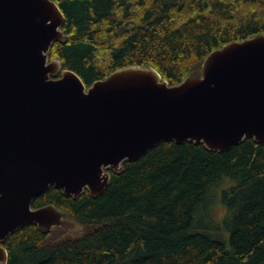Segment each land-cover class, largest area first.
Wrapping results in <instances>:
<instances>
[{"label": "trees", "instance_id": "trees-1", "mask_svg": "<svg viewBox=\"0 0 264 264\" xmlns=\"http://www.w3.org/2000/svg\"><path fill=\"white\" fill-rule=\"evenodd\" d=\"M54 1L68 40L49 59L87 87L131 65L177 85L212 50L264 33V0ZM123 166L97 197L55 186L35 197V208L53 203L86 230L22 226L3 242L8 264H264V142L213 151L162 141Z\"/></svg>", "mask_w": 264, "mask_h": 264}, {"label": "water", "instance_id": "water-1", "mask_svg": "<svg viewBox=\"0 0 264 264\" xmlns=\"http://www.w3.org/2000/svg\"><path fill=\"white\" fill-rule=\"evenodd\" d=\"M54 0H0V264L18 228L85 232L55 204L33 206L50 186L100 195L125 161L162 141L226 151L264 142V33L212 50L177 85L152 66L120 68L87 87L49 59L66 42Z\"/></svg>", "mask_w": 264, "mask_h": 264}, {"label": "rangeland", "instance_id": "rangeland-1", "mask_svg": "<svg viewBox=\"0 0 264 264\" xmlns=\"http://www.w3.org/2000/svg\"><path fill=\"white\" fill-rule=\"evenodd\" d=\"M225 209L221 206L218 205L217 209L214 212L215 217H221L222 215L224 216ZM225 237L229 235V232H225Z\"/></svg>", "mask_w": 264, "mask_h": 264}]
</instances>
